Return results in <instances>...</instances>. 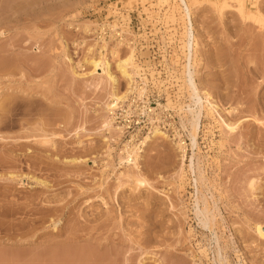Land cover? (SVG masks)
<instances>
[{
    "label": "rangeland",
    "instance_id": "374dc122",
    "mask_svg": "<svg viewBox=\"0 0 264 264\" xmlns=\"http://www.w3.org/2000/svg\"><path fill=\"white\" fill-rule=\"evenodd\" d=\"M186 1L190 60L180 0H0V264H264V0ZM103 42L119 93L129 46L144 87L142 131L119 114L120 138L103 127L109 80L85 62ZM189 62L217 105L194 147ZM156 125L170 137L120 163Z\"/></svg>",
    "mask_w": 264,
    "mask_h": 264
},
{
    "label": "bare ground",
    "instance_id": "6f19581e",
    "mask_svg": "<svg viewBox=\"0 0 264 264\" xmlns=\"http://www.w3.org/2000/svg\"><path fill=\"white\" fill-rule=\"evenodd\" d=\"M161 1L167 2L168 0H161ZM180 1L185 5L186 13L188 15L189 22H190V28H189V30L187 29V42H186V47L188 48L189 60H190L192 53H193V50H194V46H195L193 24L191 21L190 8H189V5L187 4V1L186 0H180ZM256 5L257 4H255L256 12L259 14H257V17L255 16L256 18L255 17L254 18L256 19V21L258 20V22L259 21L262 22L261 25H264V15L262 14L263 9H261L260 7H258ZM243 7H244L243 4H239L240 11H242ZM244 17H245V15H244ZM247 18H248V15H246V19ZM110 27L111 28L114 27L112 30L115 31L116 33H118V35H121L119 32L116 31L115 24L111 25ZM259 28H260V26H259ZM262 28L264 29L263 26H262ZM263 29H262V32L264 31ZM260 30H261V28H260ZM113 38H114V36H113ZM122 40L123 39H119L116 41V44L114 45L113 50H112L113 56H117L118 48L123 43ZM102 41H104V40H102ZM107 46H108V42H103L102 44L95 43L93 46H91L89 48L88 55L85 57V62L92 68V70H91L92 73L100 70V71H102V73L106 74L107 79L109 80L110 90L107 93V97H106V100L104 102L105 114L103 117V127L109 133H113L114 136H116L117 138H120L121 135L123 134V131H122L121 127H118V126L115 127L114 118L111 117L108 113L111 114L112 109L120 107L122 105V103H124V102H127V101L131 102V100H130L131 95L133 96V94L138 93L137 95L141 96L143 94L142 89L144 87L142 88L140 86L139 82L136 80L137 72L135 71V69L133 68V65H132L133 58H134V49H133V47L129 46V48H130L129 54L123 58H118L117 63L115 65L117 71L120 73V75L127 82L126 91L119 93V91L117 89V84H118L117 77L111 72L109 62L107 61V58L104 54V50L107 48ZM94 52H96V53H94ZM185 74H186V84L188 86V91H189V96H190V103L187 105V109L185 108L186 111L184 110L185 113L187 112V114H188L187 121H183L182 125H183V128H186V126L188 125L187 123H189L191 130H189L190 135L189 134L188 135L190 136L191 144L194 147V146H197V144H198V141H197L198 130H199L200 125H201V120H202V117L204 115V110H207L209 112L210 109L217 108V105H215L214 103L211 102V97H210L209 92H203V95L201 94L200 90L197 87L196 81H195L194 72L191 69V62H189V65L186 66ZM160 107H162V106H160ZM184 119H185V117H184ZM227 125L230 127V129H234L233 126H235V124L233 126L231 125V123H230L231 126L229 124H227ZM173 128L174 127H172V129ZM175 130L177 131V129H175ZM176 131H174V132H176ZM180 134L181 133H175V135H172L173 138H171V140L173 141L174 145L176 146V148L178 150L185 151V148H184L185 143L182 139L179 138ZM176 136L179 139L175 138ZM156 137H167L168 138L170 136L167 134L166 131H163V129L157 125L154 126L147 133V135L139 138V140L136 138V135H133L132 139L127 141V143L124 145L123 150H125V152L123 151L121 153V155L118 156L119 160H120L119 162L123 163L125 161L128 164L133 163L134 167H136L138 169L139 168L138 159L142 156L141 152L143 151L141 149V147L147 146ZM176 139H178V141H176ZM114 140H116V138H114ZM136 140H137V142H136ZM105 142L107 143V153H108L107 156L109 159H112V153H113L115 148H113L112 145L110 144L109 138H106ZM181 158H184V157H181ZM181 161H182V159H181ZM182 164H183V162H182ZM190 167L194 170L193 161H191ZM134 181L137 184H142L145 182L143 179L139 178V176L135 177ZM195 181L198 182V178L195 179ZM197 184L198 183H196V185ZM197 191H198V186H197ZM199 209H200V207H199ZM200 210L201 211L203 210L202 212L204 213V209H200ZM256 230L260 236L264 237V233H262V231H261V226L258 225L256 227Z\"/></svg>",
    "mask_w": 264,
    "mask_h": 264
},
{
    "label": "built area",
    "instance_id": "2783aa9c",
    "mask_svg": "<svg viewBox=\"0 0 264 264\" xmlns=\"http://www.w3.org/2000/svg\"><path fill=\"white\" fill-rule=\"evenodd\" d=\"M105 31H106V29L104 30V32ZM104 32L103 33L101 32L100 35L101 34H103V35L106 34ZM104 37H105V35H104ZM139 97H141V96H139V95L135 96V94H134L132 101H136ZM118 110H120V112ZM133 113L136 114V115H140V113L144 114L145 111H143V109L141 108L140 105H132L131 102H130V104L127 105V108L124 107L123 104H122L121 107L112 109L111 110V117L114 118V121H116V120L118 121L119 120V114H121L122 120H124L125 122H127L129 124L133 123L134 125L136 124V126H140L139 127L140 128L139 131H142L143 126L141 127L140 121L139 120H135V119H131V116H133ZM128 117H129V119H127ZM119 122H121V121H119ZM125 126L126 125H124V127Z\"/></svg>",
    "mask_w": 264,
    "mask_h": 264
}]
</instances>
